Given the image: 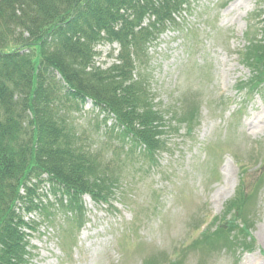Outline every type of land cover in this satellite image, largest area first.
Instances as JSON below:
<instances>
[{"label": "rangeland", "instance_id": "rangeland-1", "mask_svg": "<svg viewBox=\"0 0 264 264\" xmlns=\"http://www.w3.org/2000/svg\"><path fill=\"white\" fill-rule=\"evenodd\" d=\"M260 10L258 0H187L148 44L139 73L155 107L169 112L153 163L91 101L63 103L59 117L118 189L105 204L85 196L75 215L40 184L49 210L26 216L36 223L25 231L28 264H264V88L252 92L243 57L249 39L261 37ZM96 51L106 69L120 46Z\"/></svg>", "mask_w": 264, "mask_h": 264}, {"label": "trees", "instance_id": "trees-1", "mask_svg": "<svg viewBox=\"0 0 264 264\" xmlns=\"http://www.w3.org/2000/svg\"><path fill=\"white\" fill-rule=\"evenodd\" d=\"M184 6L187 0H0V264H28L25 231L36 223L26 216L49 210L40 184L50 183L61 208L75 215L85 196L105 204L118 189L96 153L59 117L63 103L91 101L149 163L165 147L169 112L155 107L139 71L148 44ZM259 15L261 37H251L243 55L253 70L252 92L264 88V10ZM102 43L120 46L117 63L106 69L96 63Z\"/></svg>", "mask_w": 264, "mask_h": 264}]
</instances>
